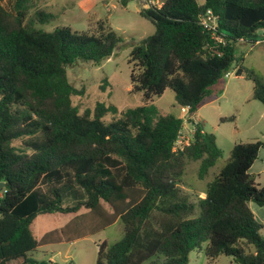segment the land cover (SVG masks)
Instances as JSON below:
<instances>
[{
	"label": "trees",
	"instance_id": "trees-1",
	"mask_svg": "<svg viewBox=\"0 0 264 264\" xmlns=\"http://www.w3.org/2000/svg\"><path fill=\"white\" fill-rule=\"evenodd\" d=\"M3 1L0 264H52L33 253L99 232L119 218L124 236L98 245V264H188L190 252L204 243L210 264L220 255L264 264L263 226L250 206H264V186L250 172L264 142L235 144L195 203L182 187L183 176L189 162L200 161L198 177L206 178L222 156L216 136L195 124L190 143L175 150L184 121L153 103L172 89L176 103L195 114L212 92H223V78L233 70L252 81L253 98L264 104V76L234 65L237 43L264 39V0H165L140 9L155 26L129 58L132 91L144 93V104L120 112L97 102L83 113L72 97L84 90L70 82L68 67L77 60L100 65L123 38L104 22L98 33L69 26L46 31L35 24L54 15L38 9L28 17L34 0H9L11 10ZM209 10L215 29L203 24ZM108 113L114 115L110 123L103 121ZM65 189L82 199L64 205ZM82 209L98 217L88 231L70 224L41 238L32 231L39 215L74 218Z\"/></svg>",
	"mask_w": 264,
	"mask_h": 264
},
{
	"label": "rangeland",
	"instance_id": "rangeland-1",
	"mask_svg": "<svg viewBox=\"0 0 264 264\" xmlns=\"http://www.w3.org/2000/svg\"><path fill=\"white\" fill-rule=\"evenodd\" d=\"M34 0L33 7L29 10L28 17L34 16L38 9H44L54 15L49 22L36 23L37 28L53 31L58 27L69 26L73 30L98 33L100 24L105 23L122 38L114 54L104 60L100 65L89 61L77 60L68 67L70 82L78 89H83L84 94L74 95L73 104L79 108L80 113L86 109L93 110L97 102L115 105L121 112L144 104V93L132 91L131 64L129 63L130 51L143 38L155 31V26L139 14L140 9L151 4L160 6L165 0ZM6 8L12 9V2L4 0ZM258 34L262 35L263 30ZM252 53L249 54V51ZM237 61L234 64L245 67H254L264 75V47H250L249 44L237 43ZM223 92H212L197 110V113L182 112L175 101V93L167 89L162 95H155L153 103L161 113L174 114L183 119V128L177 147H183L195 132V124H200L205 131L216 136V142L222 151L221 158L210 169L204 180L198 177L200 161L188 163L183 176L182 187L190 193V198L195 203L197 195L205 197L203 190L207 182L213 180L215 174L228 161L233 146L237 143L264 142V104L253 98L254 84L244 76L236 75L230 71L223 78ZM104 85L105 89L102 88ZM234 116L235 119L223 121L224 117ZM113 113L103 117V121L110 123ZM20 141L15 142L19 145ZM29 150V149H27ZM250 172L256 181L264 186V146L260 149L258 158L252 165ZM64 205L74 204L80 197H76L71 189L64 191ZM106 209L109 205L103 203ZM250 206L258 222L263 226L261 233L264 236V206L254 202ZM200 213L196 206L195 216ZM98 219L89 210L82 209L78 216H62L61 214L39 215L33 221L32 231L37 238H41L49 231L59 229L67 224L75 225L86 231L93 228ZM124 236V223L117 219L107 228L85 235L71 242H61L40 247L33 253V258L51 262L52 264H98L99 244L107 242L112 245ZM204 243L201 248L190 252L188 264H210ZM144 264H149L146 262ZM212 264H240L232 257L220 255Z\"/></svg>",
	"mask_w": 264,
	"mask_h": 264
},
{
	"label": "built area",
	"instance_id": "built-area-1",
	"mask_svg": "<svg viewBox=\"0 0 264 264\" xmlns=\"http://www.w3.org/2000/svg\"><path fill=\"white\" fill-rule=\"evenodd\" d=\"M203 24L208 27L209 29H215L216 27V18L213 16L211 10L208 11L207 13V16L203 19ZM219 40H221L220 37H218ZM227 75H229V72L227 73ZM226 75V76H227ZM182 109V112H190L189 110V107H181ZM180 140H178L175 144V150L178 149V148H183V147H177V143L179 142ZM190 143V139L187 141L186 144H189Z\"/></svg>",
	"mask_w": 264,
	"mask_h": 264
},
{
	"label": "crops",
	"instance_id": "crops-1",
	"mask_svg": "<svg viewBox=\"0 0 264 264\" xmlns=\"http://www.w3.org/2000/svg\"><path fill=\"white\" fill-rule=\"evenodd\" d=\"M242 43H244V44H249L250 45V47H258V46H262V47H264V39L263 38H260V37H258V39H257V41L256 42H252V43H250V42H244V41H241ZM252 53V51H251V48H250V51H249V54H251ZM254 68V67H253ZM256 69V68H255ZM256 70H258V69H256ZM259 71V70H258ZM260 72V71H259ZM242 76V75H241ZM264 76V75H263ZM197 113V112H196ZM192 137V136H191ZM190 137V138H191Z\"/></svg>",
	"mask_w": 264,
	"mask_h": 264
},
{
	"label": "water",
	"instance_id": "water-1",
	"mask_svg": "<svg viewBox=\"0 0 264 264\" xmlns=\"http://www.w3.org/2000/svg\"><path fill=\"white\" fill-rule=\"evenodd\" d=\"M5 184H6L5 182H1V183H0V188L4 187Z\"/></svg>",
	"mask_w": 264,
	"mask_h": 264
}]
</instances>
